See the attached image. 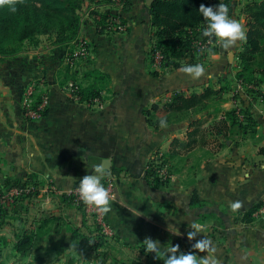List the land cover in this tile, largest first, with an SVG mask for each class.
Listing matches in <instances>:
<instances>
[{
  "label": "crops",
  "instance_id": "0c3cea01",
  "mask_svg": "<svg viewBox=\"0 0 264 264\" xmlns=\"http://www.w3.org/2000/svg\"><path fill=\"white\" fill-rule=\"evenodd\" d=\"M129 1L123 32L101 34L88 18L80 27V37L92 49L75 70L82 84L90 82L81 77L85 72L106 76L100 108H87L64 89L73 82L67 80L71 69L47 36L14 58L0 56V189L4 192L27 176L39 189L28 223L34 231L41 226V233L22 263L40 257L46 264H62L74 256L78 264H139L158 252L171 264H264V209L260 206L249 222L242 219L254 205L264 203V83L243 86L235 79L236 54L247 30L242 12L247 0H231L230 16L216 19L220 36L202 65L187 57L176 68L151 63L153 28L146 0ZM84 11L85 5L82 18ZM39 79L46 82L47 111L38 120H28L23 91ZM225 85L229 90L221 108L248 109L257 124V141L221 138L225 145L203 159L195 175L188 167L210 146L193 147L167 186H151L147 162L172 148L175 139H185L196 120L207 128L213 115L192 112L154 128L144 111L162 106L177 92L188 95ZM249 88L260 93L254 95ZM107 159L109 171L101 169ZM82 177L115 182V198L105 209L114 239L96 252L85 250V239L69 229L70 224L82 232L92 227L67 196ZM193 190L200 205H190ZM14 212L10 210L0 229V248L5 239L9 249L7 254L0 249V261H13V232L22 225Z\"/></svg>",
  "mask_w": 264,
  "mask_h": 264
},
{
  "label": "trees",
  "instance_id": "16d2710c",
  "mask_svg": "<svg viewBox=\"0 0 264 264\" xmlns=\"http://www.w3.org/2000/svg\"><path fill=\"white\" fill-rule=\"evenodd\" d=\"M118 1L120 7L116 9L114 8L117 7L115 6L116 0H0V56L14 58L20 51H23L21 48L24 44L35 47L40 36H47L52 39V44L59 46L61 60L64 59L65 62L80 37V27L84 22L80 9L83 5L88 10L89 18L96 31L102 34L108 32L107 29L114 24L113 20L116 18L122 24L126 23L123 14L129 12L130 1ZM230 1L152 0L148 5L150 25L153 28L149 50L151 63H153L151 54L158 51L161 54V68L179 67L180 62L187 57H190V61L194 64L202 65L209 54L205 51L197 52L194 42L204 40L209 35L214 38V34L209 33L208 27L212 24L215 28H219L216 19L230 16ZM242 12L245 16L247 30L242 48L236 54L238 69L235 79L243 86L252 85L259 88V85L264 83V0H247ZM78 62L75 64L77 65ZM65 64L66 68L71 69V73L67 74V80L72 79L74 85L72 92L78 96L79 101L91 102L99 98L104 89V83L107 81L106 76L97 70H91L81 76L83 80L87 78L90 82L82 84L81 79L77 77L76 66L72 68L68 63L65 62ZM42 88L33 96L32 106L34 107L44 95ZM228 90L229 87L225 85L218 88L208 86L200 92L192 91L188 95L177 92L162 106L154 104L144 111L147 123L154 128L176 121L192 112H207L208 116L213 115L207 128H201L202 121L196 120L193 124L194 128L187 132L185 139H175L172 148L160 154L157 152L147 162L145 174L151 186H167L170 176L180 172V165L189 160L190 156L187 153L193 147L202 149V147L210 146L208 150H201L199 156L195 157V164L188 167V172L195 175L197 165L199 166L203 159L213 156L219 148L223 147L225 139L239 137L257 141V124L248 109L236 106L228 110L221 108V104L225 101L224 95ZM249 92L254 95L260 93L258 90L254 91V88H249ZM159 110H163L161 116L157 115ZM46 111L47 109L43 111V115ZM162 169L165 175L160 174ZM191 182L192 179L189 183ZM12 186L27 191L22 192L11 202L0 205V229L10 210L15 211L13 215L22 225L13 232L14 240L10 248L14 253L13 261H0V264H46L40 257L35 258L33 262L22 263L23 257L32 249L34 237L41 233V226L34 231L32 224L28 223L29 209L36 202L39 189L36 184H33L31 176H27L25 181H19ZM68 200L71 199L68 198ZM200 204L201 201L196 191L193 190L190 205ZM260 206L261 203L254 205L243 214L242 219L247 222L251 221L253 213ZM71 225L69 229L87 242L85 250L88 251L96 252L102 246H110L114 239V236L103 235L93 221L91 229L87 232H82ZM1 244L3 246L0 249L7 247L5 239L1 240ZM5 249V254L9 253V249ZM153 253L152 258L139 264H171L166 256L158 252ZM78 262L77 258L70 256L62 264H78Z\"/></svg>",
  "mask_w": 264,
  "mask_h": 264
},
{
  "label": "built area",
  "instance_id": "2783aa9c",
  "mask_svg": "<svg viewBox=\"0 0 264 264\" xmlns=\"http://www.w3.org/2000/svg\"><path fill=\"white\" fill-rule=\"evenodd\" d=\"M114 8L120 7V2L116 0ZM115 10V9H114ZM82 21L85 18H89L88 10L85 9ZM114 26L111 25L107 29L106 33H118L126 30V24H122L118 18L113 20ZM209 33L214 34V38L209 35L204 40H198L194 42V47L197 52L205 51L210 54L216 47L219 36L220 29L215 28L212 24L208 27ZM92 46L91 44L79 37L78 41L75 43V48L73 49L70 56L65 60L72 68L76 66V62L80 60L87 59L90 56ZM153 59V64L157 68H161V54L155 51L151 54ZM44 86V80H33L26 84L23 95H22V109L25 117L28 120H38L43 116V111L47 109L48 96L46 94L42 95L41 101L35 107L32 106L33 96L36 91ZM73 83L66 86L64 89L68 91L71 97H73L77 102L85 104L87 108L93 109L100 108L102 106V101L99 98L92 100L91 102H80L78 96L73 94ZM161 175H165V171L160 170ZM23 188L17 186H12L6 191L0 194V205L5 202H11L13 199L17 198L25 192ZM71 202L78 207L91 221H93L100 229V232L106 237H112L113 234L109 228L105 219V209L107 202L115 198V182L113 178H105L103 180H94L90 178L82 177L80 178L73 188L67 194Z\"/></svg>",
  "mask_w": 264,
  "mask_h": 264
},
{
  "label": "water",
  "instance_id": "95a60500",
  "mask_svg": "<svg viewBox=\"0 0 264 264\" xmlns=\"http://www.w3.org/2000/svg\"><path fill=\"white\" fill-rule=\"evenodd\" d=\"M152 0H146L145 3L146 5L148 6L150 3H151ZM110 165H111V162L110 160H103L102 164H101V169L102 170H106V171H109L110 170Z\"/></svg>",
  "mask_w": 264,
  "mask_h": 264
},
{
  "label": "rangeland",
  "instance_id": "374dc122",
  "mask_svg": "<svg viewBox=\"0 0 264 264\" xmlns=\"http://www.w3.org/2000/svg\"><path fill=\"white\" fill-rule=\"evenodd\" d=\"M23 48V49H22ZM22 48H21V50H29V49H32L33 47L32 46H30V45H27V44H24L23 46H22ZM236 71H237V69H238V67L236 66ZM261 207H262V210L264 209V203H261Z\"/></svg>",
  "mask_w": 264,
  "mask_h": 264
}]
</instances>
